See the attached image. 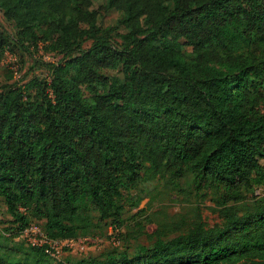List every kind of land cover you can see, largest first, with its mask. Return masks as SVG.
<instances>
[{
  "label": "trees",
  "instance_id": "1",
  "mask_svg": "<svg viewBox=\"0 0 264 264\" xmlns=\"http://www.w3.org/2000/svg\"><path fill=\"white\" fill-rule=\"evenodd\" d=\"M94 1L0 0L14 29L0 26V53L46 71L0 81L16 224L0 264H52L42 247L1 250L32 219L52 241L117 228V244L56 264H264V0ZM40 45L58 59L32 57ZM162 196L186 210L156 209Z\"/></svg>",
  "mask_w": 264,
  "mask_h": 264
},
{
  "label": "rangeland",
  "instance_id": "2",
  "mask_svg": "<svg viewBox=\"0 0 264 264\" xmlns=\"http://www.w3.org/2000/svg\"><path fill=\"white\" fill-rule=\"evenodd\" d=\"M105 0H95L94 6L98 5L101 2H104ZM120 17V12L111 9L107 13H105L103 17V26L109 27L116 24L117 19ZM0 26L3 27L5 30H7L9 33H13L14 29L10 25V23L3 17L2 12L0 11ZM116 31L121 32L124 31L123 29L119 28L116 29ZM116 39L120 40L119 37H116ZM85 44H89V41H87ZM34 52L32 57L41 58L44 61H56L58 59V56H56L53 53H44L41 45L38 47V51ZM186 50H189L187 47ZM9 70L13 72V76L10 77ZM28 73V76L27 74ZM46 74V71L44 68L36 66L32 58L30 57V54L23 49H15L14 51H6L3 53H0V81L2 83H15V84H22L25 83L29 77H31L34 74ZM136 192V191H134ZM142 200L139 204V206H130L129 204L126 205V208L128 209L129 213H134L137 211L139 207H141L148 199L150 195H155L153 191L148 192L147 190H144L141 192ZM158 195H181V194H163L160 193ZM162 203L156 204V209L162 208V211L168 216L174 215L175 213H180V211H185L186 208H181L180 205L174 204L171 202L168 198V196H162ZM156 203V202H154ZM202 215L206 221H208L209 224H212L214 221L218 220V217L216 214L209 211L206 207L200 206ZM31 224L36 225L37 227L41 228L42 221L38 219H32ZM15 225L12 222V216L7 212L5 204L3 202L0 203V235L3 233L4 227H11L9 233L15 231ZM112 225H109L107 227V236L106 235H95L90 237H83L79 238L77 240H65L63 241V244L60 246V252L56 255H49L50 261L52 264H56V260H63V259H70L74 260L76 258H79L83 255H86L88 252L93 253H99L101 251H104L108 249L112 244L113 241L109 235H111L110 227ZM155 224L150 223L147 225V229L149 231H152L155 229ZM42 229V228H41ZM119 232V231H118ZM8 239L3 241V243H7V248H2V251H8L9 249L11 252H14L16 255H19V253L23 251V249L28 247V244L24 242L22 237L15 236L10 237L9 234ZM119 236V235H118ZM118 238V237H117ZM2 237L0 236V241H2ZM119 241V239H118ZM23 248L20 247V244ZM118 243V242H117ZM116 243V244H117ZM22 250H21V249Z\"/></svg>",
  "mask_w": 264,
  "mask_h": 264
},
{
  "label": "built area",
  "instance_id": "3",
  "mask_svg": "<svg viewBox=\"0 0 264 264\" xmlns=\"http://www.w3.org/2000/svg\"><path fill=\"white\" fill-rule=\"evenodd\" d=\"M110 231L113 243H117V228L111 226ZM20 236L28 245L42 247L45 253L53 256H56L60 252V246L63 244V241L48 239L41 228L31 223L23 229Z\"/></svg>",
  "mask_w": 264,
  "mask_h": 264
}]
</instances>
